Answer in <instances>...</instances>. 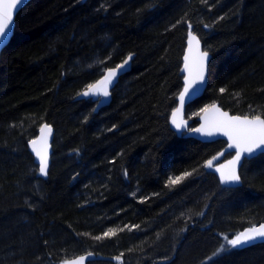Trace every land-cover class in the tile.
I'll return each mask as SVG.
<instances>
[{"label": "trees", "instance_id": "1", "mask_svg": "<svg viewBox=\"0 0 264 264\" xmlns=\"http://www.w3.org/2000/svg\"><path fill=\"white\" fill-rule=\"evenodd\" d=\"M190 31L212 58L187 116L218 103L264 118V0H31L19 11L0 64V264H264V242L227 245L264 221V153L229 188L206 168L226 141L170 125ZM131 54L109 105L76 99ZM44 122L55 129L46 178L28 146Z\"/></svg>", "mask_w": 264, "mask_h": 264}, {"label": "snow or ice", "instance_id": "2", "mask_svg": "<svg viewBox=\"0 0 264 264\" xmlns=\"http://www.w3.org/2000/svg\"><path fill=\"white\" fill-rule=\"evenodd\" d=\"M23 0H8V2L0 4V39L7 37L8 31H11V21L13 19V9L17 8ZM191 27V26H189ZM205 27H208L205 25ZM188 44H189V53L193 51V44H195L196 56L192 59V62L189 63V56L186 55L185 59V69L188 71V76L185 77V85L183 91L179 95V100L181 106L185 102V98L195 95L199 90V86L204 83L205 80V62L208 56L207 52H201L199 49V39L195 37L191 31L188 34ZM127 60L123 64L118 65L116 69H108L107 72L103 75V79L98 81L96 84H90L87 86V90L81 93L83 96L89 95H102L103 97H108L109 86L114 82V78L117 76L119 70H122L127 64ZM102 86V87H101ZM224 88L220 89V92L223 93ZM180 109H177L173 112L172 123L177 129L185 127L181 123H178L175 119L177 112ZM205 114L211 112L217 113V115L209 121L207 115L205 117V124H202L201 127L196 129H189V131H194L201 133L204 136H214L217 133H223L228 137V140L231 141L229 148H234L236 151L235 157L228 161V165L231 166L230 170L225 172L224 169L226 165H219L217 171L220 172V180L224 184H230L233 182H238L240 177L237 175L235 166L240 162L241 157L244 154H252L256 149L264 147V118L260 115L252 116L251 118L244 116H229L226 112H220L216 105H212L210 108L206 107L201 109ZM47 130L51 133V127L49 125H44L42 131ZM32 145L35 146L36 141H31ZM46 144V139H45ZM36 155L39 157V171L43 175H47L48 168V158L47 151L36 150ZM222 155V153L220 154ZM218 157H213L212 160L206 162L207 167H212L213 161ZM192 175L191 172H185L181 176L175 178H169L170 185H176L181 183L186 177ZM127 227V226H125ZM138 227V226H132ZM123 231V229H120ZM116 230L109 229L103 233V237H111L116 235ZM101 237H96L100 239ZM257 238H264V223L260 224L258 227L253 226L248 229H245L243 232L239 233L232 239L227 240V245L231 247L242 246L244 244L250 243ZM225 246L221 245V248L218 251H224ZM119 259V258H118ZM84 260V257H80L78 261L65 262V264H81Z\"/></svg>", "mask_w": 264, "mask_h": 264}, {"label": "water", "instance_id": "3", "mask_svg": "<svg viewBox=\"0 0 264 264\" xmlns=\"http://www.w3.org/2000/svg\"><path fill=\"white\" fill-rule=\"evenodd\" d=\"M30 1L31 0H23V2L21 4H19L17 8L13 9V19L11 21V31H8V34H7L6 38L0 39V64H1V54H2L3 50L5 49V47L10 43L11 39L14 36L15 26H16V16L19 13V11L24 6H26ZM6 2H8V0H0V4L6 3ZM191 33L195 37H197L199 39V42H200L199 49H200V51L208 53V56H207V59H206V62H205V80H204V83L199 86V90L195 93V95L186 97L183 106H181V103H180V100H179V95L184 89L185 77L188 76V71L185 69V59H184V57L186 55H188L189 56V63H191L192 59L197 54L196 50H195V44H193L192 53H189V51H188L189 44H188V38H187L186 48H185V52H184V56H183V65H182V68H181V74L183 75V83L184 84H183V88H182L181 92L179 93V95L177 97V102H178L177 106L175 107V109L171 113L170 125H171L172 129L174 131H176L177 134L180 135V136L181 135H185L187 137H192V138H195L197 140H200L202 142H213V141L220 140V139L226 141V143H227L226 147L222 151H220L218 154L213 156V157H218V158L213 161L212 167L209 168V167L206 166V168L209 171L215 173L217 175V177L219 178V180H220V172L217 171L218 166L219 165H226L227 167L224 169V171L225 172L229 171L231 166L228 165V161L232 160L235 157L236 151H235L234 148L230 149L228 147L229 144L231 143V141H229L228 137L225 136L223 133H217L214 136L208 137V136H204V135H202L201 133H198V132L189 131V129H196V128L201 127L202 124H205L206 115H207V118H208L209 121H211L217 115V113L211 112V111L209 113H207V114H205L204 112H201L200 115L197 117V121H198L197 123L198 124L195 125V126L192 125L193 124V119L187 117V109H188V107L192 103H194L196 100L201 98L203 96V94L205 93V90H206L207 85H208L209 64H210V61H211V58H212V54L204 48V45H203V42H202L200 36L194 31H191ZM132 58H133V55L131 54L125 59L128 62L124 66V68L122 70L118 71L117 76L114 78V82L109 86L110 95L108 97H103L102 95H89V96L81 95L82 92L87 90V88H86L77 96L76 99H79V100H81V99H92L93 101H98L97 108H101V107H105V106L109 105L111 103V100H112V90L115 88V86L117 85V83L119 82L121 77L131 70ZM124 61L122 63H120L119 65L123 64ZM117 66L110 67L108 69H116ZM108 69L105 70L103 75L107 72ZM103 75L99 79H97L95 82H93L92 84H96L98 81L102 80L103 79ZM212 105H216V107L219 109L220 112H226V113H228L229 116L244 117L243 115H237V114L230 113L229 111H227L224 108H222L218 103L210 104L207 107L210 108ZM177 109H180V111L177 112V114L175 116V119H176V121L178 123H181L182 125H185V127H182L181 129H177L175 127V125L172 123L173 112L176 111ZM247 117L251 118V116H247ZM44 125H49L51 127V133L50 134L47 132V130L42 131V128H43ZM54 136H55L54 127L51 124H49L47 122H44L41 125V127L39 128L38 134L34 138H32L29 141V143H28L29 149H30L31 153L33 154V156L35 157V161H36V163L38 165H39V157L36 155V150H40V151L43 152L46 149V151H47V158H48L47 175L41 174L44 178H46L48 176V172H49V169H50V166H51V158H52V152H53L52 144H53ZM45 139H46V144H45ZM33 140L36 141L35 146H33L32 143H31V141H33ZM221 153H222V155H220ZM263 153H264V147H261V148L256 149L252 154H244L241 157L240 162L235 166L236 173L240 177L238 182H233V183H230V184H224V183L221 182V180H220V182L224 186L229 187V188H236V187L241 186L242 183H243L242 176H241V170H242V167H243L245 161L246 160H250V159H252V158H254V157H256V156H258L260 154H263ZM212 158H210L209 160H212ZM262 223H264V221L261 222L260 224H262ZM260 224H257V225H254V226L258 227ZM250 227H253V226H250ZM250 227L244 228L239 233L243 232L245 229H248ZM263 242H264V238H257L256 240H254V241H252L250 243L244 244L242 246H237V247L238 248H246V247H249V246H252V245H255V244H258V243H263ZM80 257H84V260L81 262V264H86L87 260L91 257V255L90 254L81 255V256L77 257L74 261H78Z\"/></svg>", "mask_w": 264, "mask_h": 264}, {"label": "rangeland", "instance_id": "4", "mask_svg": "<svg viewBox=\"0 0 264 264\" xmlns=\"http://www.w3.org/2000/svg\"><path fill=\"white\" fill-rule=\"evenodd\" d=\"M201 112H202V111H201ZM201 112H200V111H199V112H196L195 115H200ZM195 115H194V113H192L191 116L188 115L187 117H188V118H191V117H193V116H195Z\"/></svg>", "mask_w": 264, "mask_h": 264}]
</instances>
